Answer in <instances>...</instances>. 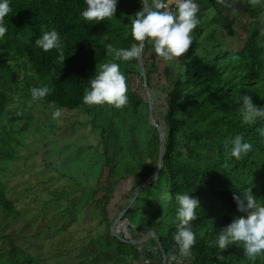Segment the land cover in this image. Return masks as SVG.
Here are the masks:
<instances>
[{
    "label": "trees",
    "instance_id": "1",
    "mask_svg": "<svg viewBox=\"0 0 264 264\" xmlns=\"http://www.w3.org/2000/svg\"><path fill=\"white\" fill-rule=\"evenodd\" d=\"M197 2L199 12L212 10L213 17L209 23L203 21L194 29L193 42L179 61L182 70L170 81L172 70L165 67L164 81L156 83L165 93L162 167L157 177L163 179L168 195L172 196L166 201V210L175 220L164 236L153 240L155 253L148 251L144 255L151 260L156 257V264H162L161 247L168 264H264V254L249 259L242 244L221 250L212 243L235 215H245L237 208L234 192L252 187L257 202L264 203V134L261 132L264 117L247 123L241 107L244 94L264 106V31L256 25L257 19L264 15V8L255 5L254 0ZM86 6V0H11L12 12L5 18L8 32L0 40V76L13 82L22 69L27 83L31 84L26 87L25 96L33 98L30 91L33 86L48 84L49 94L36 100L86 114L108 169L104 181L100 173L93 193H102L96 206L102 220L110 226L108 205L118 184L131 178L132 189L136 191L155 171L161 141L158 128L150 122L148 102L129 85L133 66L140 69L138 59L116 60L114 52L107 47L110 44L113 49L128 48L137 43L131 35V19L142 7L141 0H118L114 17L101 21L86 20L81 15ZM242 7L247 8L251 18L245 28V43L238 50H230L223 44L217 28L223 26L227 35L232 36L234 16ZM51 28L61 33L66 55L63 62L58 59L57 49L45 51L35 44V39ZM159 58L162 57L154 52L153 45L145 42L142 60L148 88L152 87L151 78L157 72ZM9 59L14 63H8ZM112 60L120 64L127 77L128 104L115 108L85 103V89L90 87L100 64ZM5 85L9 84L5 82ZM9 103L8 92L0 88V219L3 220L0 225L4 228L22 214L8 197L1 173L6 161L18 154L17 147L23 143V134L29 128L26 123L15 125V119L4 114ZM237 134L253 143L252 150L240 159L230 156V141ZM155 181L143 191L147 192ZM181 192H190L200 202L198 216L191 222L196 243L190 256L182 255L174 240L179 207L175 195ZM131 212L129 208L125 213ZM112 239L117 250L114 264L128 260L140 264L137 244L117 236ZM34 260L30 252L16 245L0 253V264H33Z\"/></svg>",
    "mask_w": 264,
    "mask_h": 264
},
{
    "label": "rangeland",
    "instance_id": "2",
    "mask_svg": "<svg viewBox=\"0 0 264 264\" xmlns=\"http://www.w3.org/2000/svg\"><path fill=\"white\" fill-rule=\"evenodd\" d=\"M254 2L264 8V0ZM234 5L237 7L238 4ZM238 12L242 15H237ZM238 12L234 16L235 33L232 36L227 35L223 26L217 28L218 35L224 39L223 44L230 50L242 48L245 28L251 21L246 7ZM198 15L201 18L198 26H201L203 21L209 23L213 11H203L202 15ZM256 25L264 31V15L257 19ZM202 28L207 30L206 25H202ZM194 34L193 30V39ZM181 57L172 61L159 58L157 72L151 78L152 87L148 90L144 87L137 65L133 66L128 76L129 85L148 104L151 101L153 117L159 121L162 130L165 127V93L156 83L164 81L165 67L172 70L170 81L182 70L179 63ZM7 62L14 63V60ZM5 82L9 85H5ZM30 85L22 69L13 82L0 76V88L5 89L10 98L4 114L14 118L15 125L26 123L29 127L23 134V143L17 147L18 154L6 161L1 173L7 195L15 201L22 217L6 228L0 225V251L14 244L30 252L36 264L110 263L111 256L117 254L111 225L127 207L137 189L133 191L131 178L118 184L108 205L111 221L108 226L101 218L100 208L96 206L97 198L102 193H93L100 173L104 181L108 169L104 166L105 157L97 146L98 137L91 130L86 114L63 108L65 114L61 118H54L52 113L57 106L24 95L26 87ZM155 179L156 184L147 192L143 191L141 198L130 206L132 212L121 217L120 223L127 225V231L119 223L116 225L118 235L143 237L149 231L137 234V228H144L146 222L160 233L174 224L175 217L166 210V184L160 177ZM147 202L150 204L147 205ZM147 211V215L143 214ZM153 239L156 241L155 237ZM142 245L146 250L151 249L148 243Z\"/></svg>",
    "mask_w": 264,
    "mask_h": 264
},
{
    "label": "clouds",
    "instance_id": "3",
    "mask_svg": "<svg viewBox=\"0 0 264 264\" xmlns=\"http://www.w3.org/2000/svg\"><path fill=\"white\" fill-rule=\"evenodd\" d=\"M117 3L118 0H86L87 6L81 15L88 21L105 20L114 17ZM141 4L142 7L131 19V35L137 43L128 48L113 49L112 45L107 46L110 52H114L116 60L141 58L145 42H150L154 52L166 61H172L185 54L193 42V30L200 24V7L197 0H141ZM11 12V0H0V40L8 32L5 18ZM35 44L45 51L57 49L60 53L58 59L62 62L65 60L61 33L55 28L44 30L42 35L35 39ZM116 60L100 64V70L91 79L90 87L85 89V103L107 104L115 108H123L128 104L127 77ZM30 91L33 98L42 99L51 89L48 84H43L33 86ZM241 107L243 119L247 123H254L257 118L264 117V106L258 105L251 95H243ZM64 114L62 107H56L52 113L54 118H61ZM261 132L264 134V129H261ZM230 143V156L237 159L253 148V143L245 140L242 134L235 135ZM158 166L162 167V161ZM251 189L252 187L240 188L233 193L237 208L245 215H235L221 228L212 243L221 250L233 244H242L244 255L254 260L258 255L264 254V203L257 202ZM189 193L181 192L175 195L179 207L176 212L174 240L184 256L191 255L192 246L196 243V233L191 222L198 216L196 210L200 208L199 199ZM168 199H172L170 194ZM219 258L222 256H218Z\"/></svg>",
    "mask_w": 264,
    "mask_h": 264
},
{
    "label": "water",
    "instance_id": "4",
    "mask_svg": "<svg viewBox=\"0 0 264 264\" xmlns=\"http://www.w3.org/2000/svg\"><path fill=\"white\" fill-rule=\"evenodd\" d=\"M138 64H139V68H140V74H141V77H142L143 82H144V87H145L146 90H148V82H147L146 75H145V69H144L142 57L138 59ZM149 119H150V122L152 123V125H154V126H156L158 128L159 135H160L161 144H160L159 157H158V161H157V167H156L155 171L149 177H147L144 180V182L139 186V188L137 189V191L134 193V195L130 199L129 203L127 204V207L123 209L121 214L119 216H117V218L115 219V221L111 225V231L115 234V236H117L120 240L125 241V242L130 243V244H136L138 241L137 240H131L126 235H123V236L118 235L117 234L118 226L116 227V225L121 222V217L123 216V214L130 208V206L134 203V201L140 195V193L143 191V189L151 181H153L157 177V175H158V173L160 172V169H161V167H159L158 164H160L161 161H162L163 140H164V138H163V130H162V127L155 121V119L153 117V114H152V111H151V101L150 100H149ZM155 237L158 239V235L157 234H155ZM160 251H161V254H162V264H168V262H167V258L168 257L163 252L161 247H160Z\"/></svg>",
    "mask_w": 264,
    "mask_h": 264
},
{
    "label": "crops",
    "instance_id": "5",
    "mask_svg": "<svg viewBox=\"0 0 264 264\" xmlns=\"http://www.w3.org/2000/svg\"><path fill=\"white\" fill-rule=\"evenodd\" d=\"M199 14L200 15H202V13L201 12H199ZM212 18V17H211ZM210 18V19H211ZM150 202H152V201H150ZM150 202H147V205H149L150 204ZM152 204V203H151ZM146 205V206H147ZM151 208V207H150ZM138 209L136 208V211H137ZM143 214H145V215H147L148 214V211L147 212H145V213H143ZM145 219H147V217H145ZM159 224H160V222H159ZM161 226H162V224H160ZM145 231H149L147 234H145L143 237H137V238H135V237H132V236H129L130 238H131V240H138L139 242L138 243H136V244H139V246L141 247V250H139L140 252H141V254H140V264H144L143 263V257H144V253L145 252H148V251H150L151 253H155V250H156V248H155V246H154V237H155V234H157L158 236H164L165 235V233H166V230H164V231H161L162 233H160V232H158V230H155V229H153V227L149 224V222H146V224H145V227L144 228H137V234H139V233H144ZM156 238V237H155ZM150 239H152V241H149ZM156 240H157V238H156ZM143 243H148L149 245H148V247L149 248H151V249H149V250H146L144 247H143ZM14 245V244H13ZM5 250V249H4ZM4 250H1L0 251V253L1 252H3ZM142 254H143V256H142ZM116 255L117 254H115V257H112L111 256V259H110V263H102V264H114V260H115V258H116ZM156 262H157V258L155 257L154 259H152L151 260V262L149 263V264H156ZM122 264H132V261H130V260H128L127 262H123ZM169 264H170V262H169Z\"/></svg>",
    "mask_w": 264,
    "mask_h": 264
},
{
    "label": "built area",
    "instance_id": "6",
    "mask_svg": "<svg viewBox=\"0 0 264 264\" xmlns=\"http://www.w3.org/2000/svg\"><path fill=\"white\" fill-rule=\"evenodd\" d=\"M137 249L138 250H141V247L139 245H137ZM150 262H151V259L149 257H147V256L144 255V257H143V263L144 264H149Z\"/></svg>",
    "mask_w": 264,
    "mask_h": 264
},
{
    "label": "bare ground",
    "instance_id": "7",
    "mask_svg": "<svg viewBox=\"0 0 264 264\" xmlns=\"http://www.w3.org/2000/svg\"><path fill=\"white\" fill-rule=\"evenodd\" d=\"M117 225H118V224H117ZM119 225L123 228L124 231H125V230L127 231V226H126L125 224L120 223Z\"/></svg>",
    "mask_w": 264,
    "mask_h": 264
}]
</instances>
